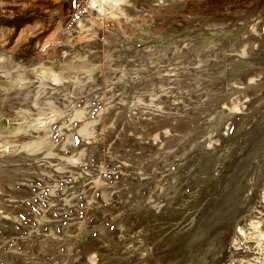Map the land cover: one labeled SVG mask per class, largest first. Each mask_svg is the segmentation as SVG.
Returning <instances> with one entry per match:
<instances>
[{
    "label": "rangeland",
    "instance_id": "obj_1",
    "mask_svg": "<svg viewBox=\"0 0 264 264\" xmlns=\"http://www.w3.org/2000/svg\"><path fill=\"white\" fill-rule=\"evenodd\" d=\"M131 2L0 0V264H264V0Z\"/></svg>",
    "mask_w": 264,
    "mask_h": 264
},
{
    "label": "bare ground",
    "instance_id": "obj_2",
    "mask_svg": "<svg viewBox=\"0 0 264 264\" xmlns=\"http://www.w3.org/2000/svg\"><path fill=\"white\" fill-rule=\"evenodd\" d=\"M108 1L111 4V9H113L112 13L114 14H123V6H130L128 3L133 4V2L128 0H90V5L98 6L99 9L102 7V3ZM244 238V237H243ZM249 240V239H248ZM254 242V241H253ZM260 247V246H259ZM256 259V258H255ZM264 261V260H263ZM254 262V261H253ZM255 264V263H254Z\"/></svg>",
    "mask_w": 264,
    "mask_h": 264
},
{
    "label": "trees",
    "instance_id": "obj_3",
    "mask_svg": "<svg viewBox=\"0 0 264 264\" xmlns=\"http://www.w3.org/2000/svg\"><path fill=\"white\" fill-rule=\"evenodd\" d=\"M192 9V8H190ZM174 26V24H166V25H163L161 27H164V28H172Z\"/></svg>",
    "mask_w": 264,
    "mask_h": 264
}]
</instances>
